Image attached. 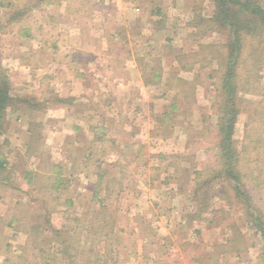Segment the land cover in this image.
I'll return each mask as SVG.
<instances>
[{"label":"rangeland","instance_id":"374dc122","mask_svg":"<svg viewBox=\"0 0 264 264\" xmlns=\"http://www.w3.org/2000/svg\"><path fill=\"white\" fill-rule=\"evenodd\" d=\"M58 1L0 0V68L11 86L25 89L19 95L33 99V80L47 71L46 63L54 85L61 84L72 50L80 52L69 61L73 67L93 69L91 57H97L106 75L94 77L107 86L138 82L139 69L149 83L164 71L163 83L176 90L135 91L128 110L123 92L108 86L105 95L92 93L93 100L119 102L116 112L123 114L114 122H86L84 139L65 137L75 128L72 118L53 124V131L40 118L34 126L11 125L6 111L0 264H262L264 24L232 7L230 22L250 38L231 54L236 36L217 28L216 0ZM251 1L264 9V0ZM136 7L145 11L134 12ZM126 14L143 15L150 29L125 20ZM181 20L199 27L176 26ZM177 56L185 69L173 64ZM222 66L233 71L228 86L236 87L227 93L233 99L228 107ZM88 84L92 88L94 81ZM107 109L102 112L109 116ZM227 110L236 122L231 140L223 142ZM61 116L57 111L56 120ZM132 118L135 125L127 123ZM155 119L158 126L146 124ZM90 127L100 135L96 142L88 137ZM188 209L193 213L185 214ZM254 217L262 219L260 227Z\"/></svg>","mask_w":264,"mask_h":264},{"label":"crops","instance_id":"0c3cea01","mask_svg":"<svg viewBox=\"0 0 264 264\" xmlns=\"http://www.w3.org/2000/svg\"><path fill=\"white\" fill-rule=\"evenodd\" d=\"M46 7H43V9H45ZM42 9V8H41ZM128 10V9H127ZM126 10V11H127ZM143 11V9L141 8H135L134 12H140ZM145 11V10H144ZM153 12V11H152ZM155 12L157 14H160L161 11L158 9L155 10ZM153 14V13H152ZM125 17V20H128L129 22H134V20H137V22H142V28L144 27H149L148 29H150V23H146L144 21V17L143 15H140L139 17H136V19H129L127 14ZM149 22H150V15L148 17ZM154 18H156V16H152V19L154 20ZM71 20H73L72 18H70ZM68 21V19H67ZM184 20H181V22H177V24H175L176 26H180L181 23H183ZM17 22H20V20H17ZM69 22V21H68ZM144 22V23H143ZM155 22V21H151ZM37 24V23H35ZM106 25L105 21L103 22V26ZM183 25L187 28L189 27H193L195 30L199 27L197 25H199L198 23H191V21H185V23H183ZM3 26V25H1ZM21 26V24L19 25ZM97 26V25H95ZM144 34V33H143ZM165 39L169 36V32L166 30L165 31ZM28 35H26L27 37ZM190 37H197L199 36L197 32H191L189 34ZM188 36V37H189ZM116 37V35H115ZM173 38H176L174 36H172ZM152 37H148V39L150 40ZM177 39V38H176ZM40 54V53H39ZM80 52H76V51H71L68 52L65 57L67 59V68H62V70H64L65 75H67V78L61 83V84H57L56 86L54 85V83L52 82L54 80L53 77V73H51V70L49 69V67L51 65H49V63H46V72L44 74L41 75V77H36L33 80V84L35 85V87H33V99L31 97H24L25 95H19L21 92V94H23V92L25 91V89H23L22 87H17L14 86L12 84L11 86V90H10V95L11 97L14 99V105L9 107L7 109V112L9 113V121L7 123L12 124H18V123H24V124H28V125H35L37 124L39 121H37V118H40V121H43V119L45 120V124L46 125H51L52 126V130L54 131V127L53 124L61 122L63 124H67L70 122V118H72V123H76L75 128L71 131L65 130L64 134L65 137L69 136L76 139H81L83 137L84 139V134L83 132H85L84 130V125L86 122H89L90 120H98L100 121H104L105 119H108L110 122H114L117 121V118H119L118 114L122 113V111L116 112V109H118L119 107L123 106L121 104H119V102H116L112 99L110 100H105V101H101V98L95 99L93 100V98H91V94H98L99 97L102 95H105L104 92L108 91V86L110 89H112L115 92H123L122 94L125 97V107L128 110L129 108H133L134 107V93L135 91H139L140 94L142 93H151L153 91H158L160 92L162 90V88H166L167 85L169 84H164L163 82L165 81L164 77H165V73L164 71L155 72V79H157L156 82H147L145 79V75L144 73L140 72L138 69V82L133 83L130 80H127L124 84L122 85H118V83H116V85H108L107 82H101V80L99 78H97L99 75V73H103L105 74V70L104 67H100L99 64H97V57H91L93 59L94 62H96L95 67L93 69H89L87 64H76L75 67L71 66V63L69 61H72L73 59L76 58L77 55H79ZM160 57V55L158 56ZM112 58V57H111ZM161 58V57H160ZM132 59V58H130ZM164 59V58H163ZM162 60V59H161ZM181 57L177 56L175 61H174V65H176L177 68H179L180 70H182L184 67L183 65L181 66L180 63ZM159 61V60H158ZM172 60H170V62H172ZM102 65V64H101ZM103 66V65H102ZM137 66V65H136ZM41 67V66H40ZM38 66V68H40ZM37 68V67H36ZM102 68V69H101ZM138 68V67H137ZM185 69V68H184ZM145 71V70H144ZM34 72V69H33ZM98 73V74H97ZM176 74V73H175ZM95 76H97L95 79ZM106 75V74H105ZM191 80V79H189ZM90 81H94V85L92 88H90L89 86V82ZM37 83V84H36ZM105 83V84H104ZM59 87V88H58ZM170 91H175L176 90V86L173 85H169V87H167ZM166 88V89H167ZM179 88V86H178ZM180 89V88H179ZM197 91V90H196ZM60 92V93H59ZM60 95H57V94ZM58 96V97H57ZM133 96V97H132ZM150 97H148L149 99ZM144 99V96H143ZM97 100V101H96ZM118 103V106H117ZM174 105L175 103H172L171 106ZM105 106L108 107L107 110H109V116L106 115L105 112H102V109L105 108ZM117 107V108H115ZM92 109L91 112L85 113L83 110L81 109ZM57 111H59V113L61 112L62 116L61 119L56 120V115H57ZM75 119V120H73ZM60 120V121H59ZM130 121V122H129ZM159 121H157L155 119V122L152 124L151 122L146 123L148 126L154 125L156 124L157 126ZM127 123H130L131 125H135L136 122H134V118L127 120ZM34 128V127H33ZM131 128H133V126H131ZM28 130V128H26ZM66 129V128H65ZM91 127L89 128V131L87 132V134L89 135L88 137L91 139V143L92 141L96 142L95 140H99L100 139V135L97 133H93L92 131H95L92 129L90 132ZM144 131V129H143ZM28 135L30 136V138L33 140H35L36 138L39 139V135L36 136L35 132L33 130V133L30 132V130L27 131ZM4 136V135H3ZM33 136V137H32ZM127 138H141L140 135H136L135 134H127L126 135ZM68 137V138H69ZM144 139V137H143ZM5 140V139H4ZM39 149V146H38ZM7 161V156L6 154L0 152V172L2 170H4V166L6 164ZM39 166V170L41 171V163L38 165ZM7 181L5 178H3V176L0 174V188L2 184H6ZM173 188V187H172ZM0 198H1V193H0ZM189 213H193V211H188L185 210V214L189 215ZM212 213V211H211ZM214 214H212V219H210L208 217V225L209 226H213L215 224V219H214ZM184 217H186L185 215H183ZM183 217V218H184ZM188 217V216H187Z\"/></svg>","mask_w":264,"mask_h":264},{"label":"trees","instance_id":"16d2710c","mask_svg":"<svg viewBox=\"0 0 264 264\" xmlns=\"http://www.w3.org/2000/svg\"><path fill=\"white\" fill-rule=\"evenodd\" d=\"M38 1L42 3L44 2L50 3L56 1L59 2L58 0H38ZM216 5L218 11L217 20L220 21L217 24L218 25L217 28L221 30H229V32L231 33L234 32L236 36L235 37L236 40H234L235 45L232 46L230 45L229 50L231 51V54H233V52L235 51H240V48L243 47L245 43L247 44V41H249L250 37L246 30H241L238 23L233 21L230 22V13L233 11L232 7L237 6L238 9H240L241 17L249 16L253 19L255 18L259 20L263 24H264V9L261 8L257 3L252 2L251 0H246L245 2H242L241 0H216ZM16 16L17 14L11 16L12 18L10 17V19L15 20ZM26 32L27 31H25V35H28L26 34ZM222 68L224 69L223 66ZM224 71H225L224 73L225 75L223 77L224 79H223L222 89L224 90L225 93H224L223 104L226 107H228L233 100V99H229L228 95L234 94V92L236 91V87H234V85H231L230 87L228 86V82L232 79L231 75L233 71L227 69H224ZM10 90H11V82L9 80V76L5 73V71L2 68H0V134L2 132V126L4 124V115L7 109L14 105V99L10 95ZM225 118L226 120H224L221 125V133L225 135L223 142L224 141L228 142L232 138L236 119L235 116L232 115V112L229 113L228 110L225 113ZM228 167L229 168L227 169L226 174L230 178L232 177L237 182L236 190L239 191L241 186L239 184L238 178L234 176L233 168L231 167V165H228ZM255 223L257 224L258 227H260L262 225V219L260 217H256ZM42 258L44 262L46 263L48 262L47 259L45 258L44 251H42ZM259 259H260L259 261L262 264H264V253L260 255Z\"/></svg>","mask_w":264,"mask_h":264}]
</instances>
